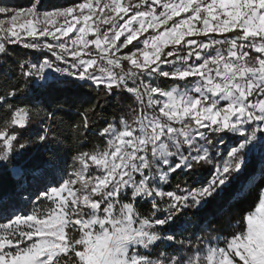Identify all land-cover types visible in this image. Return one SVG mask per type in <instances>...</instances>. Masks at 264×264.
<instances>
[{"label":"snow or ice","instance_id":"obj_1","mask_svg":"<svg viewBox=\"0 0 264 264\" xmlns=\"http://www.w3.org/2000/svg\"><path fill=\"white\" fill-rule=\"evenodd\" d=\"M0 17V58L32 56L0 84V264H264V187L236 231L209 211L264 163V0H30ZM101 98L134 99L101 126ZM77 104L103 147L69 157L56 112Z\"/></svg>","mask_w":264,"mask_h":264},{"label":"trees","instance_id":"obj_2","mask_svg":"<svg viewBox=\"0 0 264 264\" xmlns=\"http://www.w3.org/2000/svg\"><path fill=\"white\" fill-rule=\"evenodd\" d=\"M6 2L13 7H27L30 0H6ZM71 2L72 0H43L46 7L62 6ZM10 47L15 49V51L11 53V59L5 62L0 58V65L3 66L0 67V84H3L6 78L11 79V82L15 83V80L12 78V73L15 71L14 60L18 58L32 59V56L30 55L31 50H26L19 45H13ZM61 88L63 89V92L61 93L62 95H71L75 92V87L71 84L62 85ZM84 91L91 90L85 89ZM94 95L95 94L93 93V96ZM133 99L134 98L120 100L117 98L116 100L105 102V100L101 98V107L97 109V112L99 113L97 123L102 126L105 119L111 121L116 116L122 114V110H127L129 105L133 103ZM20 106L24 105L21 104ZM84 106L87 107V105ZM55 107L56 106L53 105V108ZM78 107V104L75 106L63 105L56 112V127L58 128L60 138L63 141L62 149L67 151L69 157L72 154H75L78 150L90 151L94 148L103 147V144H101L100 140L97 139L95 135L84 134L87 136V139H82L81 132L77 128L79 122V116L77 114ZM82 143L84 144V147L81 149L80 145ZM230 146L229 142L223 149L225 150ZM262 168H264V163L260 162L258 156H253L249 161L248 169L241 176L240 181L224 192L215 208L209 210L210 212L214 210L216 217L218 218V223L214 225V227L220 228L225 234L238 230L237 222L239 221L242 212L248 210V205L255 200L260 188L264 187V175H262L261 172ZM203 176L210 178L211 173L204 172ZM199 178L200 177H197V179ZM184 179L187 178L176 177L170 182L174 187L176 183ZM7 181V176L0 175V190H3L7 186ZM188 183L191 184L192 181L189 180ZM21 207H23V205H21Z\"/></svg>","mask_w":264,"mask_h":264},{"label":"rangeland","instance_id":"obj_3","mask_svg":"<svg viewBox=\"0 0 264 264\" xmlns=\"http://www.w3.org/2000/svg\"><path fill=\"white\" fill-rule=\"evenodd\" d=\"M0 5H3V6H10V4L6 2V0H0ZM2 18H3V17H0V19H2ZM221 151L224 152L225 150L222 148ZM225 158H227V157H226V154H225Z\"/></svg>","mask_w":264,"mask_h":264}]
</instances>
